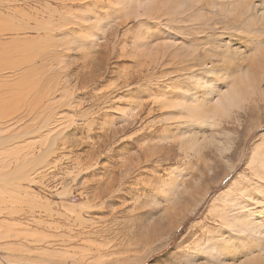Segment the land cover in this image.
<instances>
[{
    "label": "rangeland",
    "instance_id": "rangeland-1",
    "mask_svg": "<svg viewBox=\"0 0 264 264\" xmlns=\"http://www.w3.org/2000/svg\"><path fill=\"white\" fill-rule=\"evenodd\" d=\"M227 2L0 0V264L264 263V28Z\"/></svg>",
    "mask_w": 264,
    "mask_h": 264
},
{
    "label": "bare ground",
    "instance_id": "bare-ground-1",
    "mask_svg": "<svg viewBox=\"0 0 264 264\" xmlns=\"http://www.w3.org/2000/svg\"><path fill=\"white\" fill-rule=\"evenodd\" d=\"M225 1V0H223ZM227 1V0H226ZM243 1L245 2L246 0H228V4L226 5H223V6H220L224 8V11H225V14L227 15H236V18L235 19H238L240 22L242 21H245L243 19L244 15L245 17L249 14H251V16H248V20L246 22L248 23H254V25L256 26V28H264V5L262 4H259L257 3L256 1H246L247 3H245V6L242 5L243 4ZM222 12V11H221ZM214 13V12H213ZM145 14V13H144ZM226 17V16H225ZM229 18V17H228ZM232 19V18H231ZM238 21V22H239ZM251 26V25H250ZM240 27V26H239ZM248 28V27H247ZM251 31V30H250ZM26 45V44H25ZM239 54V53H238ZM246 57V56H245ZM242 58V57H241ZM241 61V60H240ZM242 62V61H241ZM242 65V64H241ZM227 73V72H226ZM246 75H249V72H245ZM252 74V73H251ZM232 75V74H230ZM254 75V74H253ZM226 76V75H224ZM245 75H241L240 77H237V76H233V82H235V84L228 90L220 93V95H218L215 100H214V103H215V107L211 108V107H208L209 109H205V113H206V116H205V120L208 124V126H214L215 127L217 126L215 123L217 122V118L219 120V116H225V115H228L230 113V111H232L231 109L234 108V107H239L242 103H245V101L248 100V98L250 97L249 95H254L255 93L252 92V90L256 91V89L253 87V84L255 82V84L257 85V87L259 86V83H256L257 80L254 79L252 77V75L248 78V79H245L244 77ZM229 78V77H228ZM260 80H261V77H260ZM215 82V81H214ZM213 82V84H214ZM256 87V86H255ZM264 87V86H263ZM212 88V86H211ZM258 89V88H257ZM260 90V89H258ZM213 93H214V89L212 90ZM216 91V90H215ZM261 91L264 92V90H262L261 88ZM217 95V94H215ZM260 96V94H259ZM257 98V96H255ZM251 98V97H250ZM198 99V98H197ZM194 100V98H193ZM200 100V99H199ZM197 100V101H199ZM203 100H207V102L210 100L207 99H203ZM253 100L255 101L254 97H253ZM258 100V99H257ZM256 100V101H257ZM196 101V99H195ZM201 101V100H200ZM213 101V100H212ZM249 101V100H248ZM247 101V102H248ZM193 102V101H192ZM201 103V102H200ZM255 104L257 102H254ZM252 104V103H250ZM22 105V104H21ZM196 105V104H194ZM20 106V105H19ZM33 107V105H32ZM198 107L195 106L193 108H196ZM17 109V108H16ZM240 109H243V108H240ZM9 111V110H8ZM34 111V110H33ZM28 112V111H27ZM200 116V115H199ZM204 116V115H203ZM23 118V117H22ZM201 119H203V117H199ZM127 120V119H126ZM204 120V119H203ZM199 122L201 121L200 119L198 120ZM10 122V121H9ZM205 122V121H204ZM206 122L204 125H206ZM18 123V122H17ZM202 124V123H201ZM218 124V123H217ZM214 132V131H213ZM211 136V134H209ZM215 138H217L216 136H213ZM214 138V139H215ZM188 139V138H187ZM208 139H212V141L210 143H213V138H208L207 137V140ZM217 140V139H216ZM195 141V140H194ZM199 142V140H197ZM205 141V139L203 140ZM209 141V140H208ZM193 143V142H191ZM216 143V142H215ZM180 144V143H179ZM199 143L197 142H194L192 145L193 146H197ZM205 145V144H204ZM192 150V149H191ZM35 151V150H34ZM189 151V150H188ZM197 151V150H196ZM200 152V151H199ZM197 153V152H196ZM257 160V159H256ZM255 160V161H256ZM257 162V161H256ZM261 163H264V161H262ZM259 165V164H258ZM57 166V165H56ZM263 170V171H262ZM259 171H262V173H264V165H260V168H257V172ZM255 172V173H257ZM264 176V175H263ZM182 185V184H181ZM250 196V195H249ZM32 200V199H31ZM225 201H228V200H225ZM252 214H255V213H252ZM246 216H242V217H238L236 219V223L239 225L240 229L244 230V232L247 230L250 232H253L254 234H256L258 237L264 239V220L262 221H256V220H253L251 218V216H248V214H245ZM251 218V219H249ZM263 218V217H262ZM247 233V232H246ZM252 233V234H253ZM251 235V234H250ZM253 236V235H251ZM255 236V235H254ZM253 238V237H252ZM236 240V239H235ZM247 243V242H245ZM242 244V243H241ZM249 245V244H246V246ZM245 245L242 246V247H239V249L241 250L242 253L246 252V247ZM258 245H256L257 247ZM253 247V246H252ZM251 248V247H250ZM249 248V249H250ZM254 248V247H253ZM258 248V247H257ZM256 248V249H257ZM259 249V248H258ZM251 251V250H250ZM249 251V252H250ZM257 251V250H256ZM253 252V251H251ZM259 254L261 257L264 258V244L263 245H260V250H258ZM253 254V253H252ZM235 255V254H234ZM184 258V257H183ZM257 258V257H256ZM259 258V257H258ZM257 261V260H256ZM262 261V260H261ZM263 262V261H262ZM252 263V262H251ZM260 263V262H258ZM264 264V263H263Z\"/></svg>",
    "mask_w": 264,
    "mask_h": 264
}]
</instances>
